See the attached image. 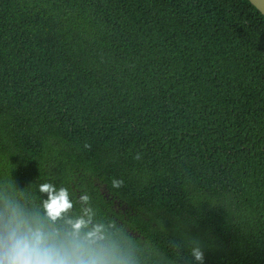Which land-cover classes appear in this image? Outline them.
Segmentation results:
<instances>
[{
	"label": "trees",
	"instance_id": "16d2710c",
	"mask_svg": "<svg viewBox=\"0 0 264 264\" xmlns=\"http://www.w3.org/2000/svg\"><path fill=\"white\" fill-rule=\"evenodd\" d=\"M44 183L69 193L55 222ZM11 209L61 234L84 220L116 264H195L196 246L264 264V17L247 0H0V221Z\"/></svg>",
	"mask_w": 264,
	"mask_h": 264
},
{
	"label": "clouds",
	"instance_id": "9594fccd",
	"mask_svg": "<svg viewBox=\"0 0 264 264\" xmlns=\"http://www.w3.org/2000/svg\"><path fill=\"white\" fill-rule=\"evenodd\" d=\"M122 185V180L112 181L113 188ZM39 190L48 194L44 208L49 221L55 222L72 207L66 188L57 191L52 184L44 183ZM88 199L87 195L80 197L82 202ZM84 227L85 221L77 220L69 231L61 234L46 230L11 209L8 218L0 221V264H116L101 230L96 228L82 234ZM190 255L195 264H204L199 246L193 247Z\"/></svg>",
	"mask_w": 264,
	"mask_h": 264
},
{
	"label": "water",
	"instance_id": "95a60500",
	"mask_svg": "<svg viewBox=\"0 0 264 264\" xmlns=\"http://www.w3.org/2000/svg\"><path fill=\"white\" fill-rule=\"evenodd\" d=\"M264 17V0H247Z\"/></svg>",
	"mask_w": 264,
	"mask_h": 264
}]
</instances>
